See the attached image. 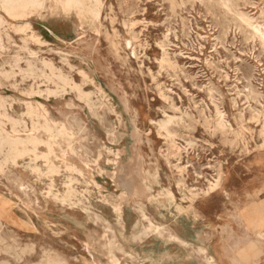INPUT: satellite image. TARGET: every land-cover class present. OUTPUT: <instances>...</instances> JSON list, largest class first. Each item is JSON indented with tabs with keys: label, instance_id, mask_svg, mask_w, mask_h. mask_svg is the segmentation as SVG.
<instances>
[{
	"label": "rangeland",
	"instance_id": "1",
	"mask_svg": "<svg viewBox=\"0 0 264 264\" xmlns=\"http://www.w3.org/2000/svg\"><path fill=\"white\" fill-rule=\"evenodd\" d=\"M85 8H0V264H264V0Z\"/></svg>",
	"mask_w": 264,
	"mask_h": 264
},
{
	"label": "bare ground",
	"instance_id": "2",
	"mask_svg": "<svg viewBox=\"0 0 264 264\" xmlns=\"http://www.w3.org/2000/svg\"><path fill=\"white\" fill-rule=\"evenodd\" d=\"M51 6L58 7L62 11H82L85 10V0H48ZM42 0H0V8L2 11L10 18L13 19H23L27 12L31 9H35L41 6ZM217 6V5H216ZM221 6V5H220ZM222 7V6H221ZM171 9V8H170ZM90 13L94 15V17L98 18L99 8L96 7L90 10ZM245 18V17H244ZM27 28V26H26ZM35 38V37H34ZM34 38H32L34 40ZM37 38V37H36ZM40 39V38H39ZM221 44V43H220ZM139 46V45H138ZM252 47V46H251ZM226 52V51H225ZM51 63V62H50ZM252 88V87H251ZM40 109V108H39ZM222 118V117H221ZM55 124V123H54ZM53 125V124H52ZM54 126V125H53ZM226 127V126H225ZM36 133V132H35ZM44 137L47 135L50 136V132L44 131L42 132ZM236 133V132H235ZM34 133L29 134V138L26 142L16 139L15 133L14 135H10L6 138V144L15 146L14 148L19 150V152L26 151L25 145H38L37 139ZM51 137V136H50ZM46 143V141H45ZM51 143V142H50ZM49 143V144H50ZM48 144V142L46 143ZM44 145V144H43ZM51 145V144H50ZM45 147V146H44ZM38 148V147H37ZM31 149V147H30ZM49 149V148H48ZM178 149V148H177ZM33 149H31L32 151ZM45 150V149H44ZM186 150V149H185ZM33 152V151H32ZM47 152V151H46ZM35 153V152H34ZM50 153V150H49ZM47 154V153H46ZM50 159V158H49ZM57 162V161H56ZM63 164V163H62ZM65 165V164H64ZM70 167V166H69ZM98 168V167H97ZM80 176V175H79ZM71 179V178H70ZM72 184V183H71ZM172 202V201H171ZM159 229V228H158ZM17 254V253H16ZM20 254V253H19ZM24 254V253H23ZM209 264H215L212 258L207 259Z\"/></svg>",
	"mask_w": 264,
	"mask_h": 264
}]
</instances>
